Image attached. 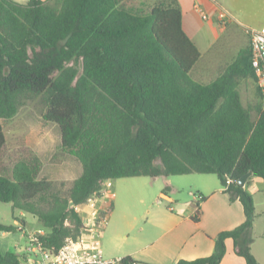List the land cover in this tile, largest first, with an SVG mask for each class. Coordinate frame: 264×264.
<instances>
[{"label": "trees", "instance_id": "1", "mask_svg": "<svg viewBox=\"0 0 264 264\" xmlns=\"http://www.w3.org/2000/svg\"><path fill=\"white\" fill-rule=\"evenodd\" d=\"M200 59L178 0H0V202L37 217L41 241L59 251L81 236L79 207L103 198L108 181L217 175L246 221L221 232L211 256L177 264H221L228 239L247 264H260L250 232L259 215L238 183L250 171L264 180L262 95L245 107L239 92L241 80L255 79L251 46L210 83L193 77ZM35 98L60 129V153L81 164L68 190L41 178L33 151L3 168V123ZM15 231L0 224V233ZM21 259L0 251V264Z\"/></svg>", "mask_w": 264, "mask_h": 264}, {"label": "crops", "instance_id": "2", "mask_svg": "<svg viewBox=\"0 0 264 264\" xmlns=\"http://www.w3.org/2000/svg\"><path fill=\"white\" fill-rule=\"evenodd\" d=\"M178 1L183 12L184 30L201 52V59L195 69L201 66V78H209V81L195 78L202 83L216 80L230 64L237 60L240 53L249 47V29L264 27V0H228L230 9L227 10L232 13L235 20L227 25H223L217 17L220 7L226 9L219 0ZM195 4L204 8L209 15L208 20L202 19L195 9ZM244 80L246 79L241 80L239 85L241 100L245 107H253L260 101V98L252 97L250 93L247 98L249 102L246 101L240 88ZM253 82L258 91L255 79ZM138 178L125 179L130 181V186H133L135 182L139 181ZM152 179L154 181L163 179L156 199H148V193L136 185L138 191L133 188L126 189V184H123L120 186L124 188V192L121 191V198L116 197L114 193V202H110L104 196L98 199L93 206L87 204L79 207L84 222L87 220L81 209L86 210L85 214H89L93 208L106 212V225L101 234V247L110 219L107 215L108 209H113V214L119 203L122 208L124 227H129L131 230L134 229L133 223L142 218L146 220L145 228H142L140 235L132 238L130 235L122 237V242L117 244L116 252L105 254L102 248L106 258L129 257L137 264H177L180 260L205 258L214 253L216 239L221 232L234 230L246 221L242 203L239 199H231L220 180H218L219 182L213 180L212 184L200 189L201 195L205 199L198 208L194 199L186 201L181 198V195L178 196L179 188L173 180L174 177L161 176ZM114 181L110 182L111 185L107 189L115 187ZM165 189L168 190L165 191ZM247 190L253 197L259 191L264 192V180L250 179L247 183ZM110 199L112 200V198ZM124 201H128L129 205H123ZM136 204L146 206L145 215H131L132 206ZM17 212L25 222L23 233L26 237L38 230H43L39 223L38 229L31 231L30 223L26 219L28 213ZM256 213L259 216L255 218L250 231L253 238L252 253L260 264H264V259L255 249V245L264 239V230L256 231L259 219L264 218V212L260 213L256 209ZM130 215L133 218L132 221L128 220ZM130 240L131 242H129ZM226 245L227 253L221 264H247L245 259L236 253L232 239H228Z\"/></svg>", "mask_w": 264, "mask_h": 264}, {"label": "rangeland", "instance_id": "3", "mask_svg": "<svg viewBox=\"0 0 264 264\" xmlns=\"http://www.w3.org/2000/svg\"><path fill=\"white\" fill-rule=\"evenodd\" d=\"M15 1L19 3H27L29 0ZM219 1L226 7V9H230L228 0ZM201 70L202 67L198 66L193 71V77L196 79H204L207 81L209 78H201ZM240 88L244 94V97L246 98V101L248 100L247 98H249L250 93L252 94V97H259L253 79H246L242 81ZM45 112L46 107L41 99L35 98L33 100L26 101L25 104L20 108L19 113L14 119L3 123L7 137V145L5 147L2 159L3 168L10 169L23 155H26V153L29 151H33L40 155L41 159L43 160V170L41 172V178L50 179L54 181L57 186L68 190L71 187L72 182L80 176L82 167L74 157L69 155H62L60 153V129L56 124L46 122L44 120L43 115ZM138 180L139 181L135 182L134 184L142 191L148 193V199H156V195L159 191V186L162 182L161 180L163 179L154 181V179L150 177H139ZM173 180L179 188L177 193L178 196L181 195V198L183 200L193 201L191 193L195 195L202 194L200 192L201 188L212 184L213 180L217 182L220 179L217 175L212 174H192L184 176H174ZM114 184L115 187L106 189L105 198L110 202L115 201V199H113L114 193L116 194V197L121 198V191L124 192V188L120 185L126 184V189L133 188L134 190L138 191L135 185L130 186V181L128 179L115 180ZM110 198H112V200ZM253 199L257 211L260 213L264 212V192H257ZM124 202L125 203H123V205H129L128 201ZM132 207V216H141L143 214L145 215L146 206H144L143 204H136ZM121 209L122 208L119 203L116 211L113 212V214V209H108L107 215L110 219L107 225L106 235L104 236V239H102V248L105 254L116 252L118 249L117 244L122 242V237H124L125 235H130L131 238L134 236H139L142 232V228H145L146 220L143 218L138 222L133 223L134 229L132 230L129 227H124V223L122 222ZM81 211L87 222H89L93 217V209L89 212V214H85V209H81ZM15 215L17 218L22 219L17 211L14 212L12 204L0 202V224L16 227V231L13 233H0V251L3 253L10 251L14 252L16 250L15 248L25 247L28 242V239L24 235V233L18 229L23 225L21 224V222L15 220ZM131 215L128 216V220L130 221L133 220ZM26 219L30 223L29 227L31 231H35L38 229V224L40 223V221L37 217L31 214H27ZM104 219L106 220V217ZM263 230L264 218L262 217V219H259L256 231L258 232ZM99 242L101 245V238H99ZM129 242H131V240ZM255 249L257 250V253H259V255L264 259V239L260 240L255 245Z\"/></svg>", "mask_w": 264, "mask_h": 264}, {"label": "built area", "instance_id": "4", "mask_svg": "<svg viewBox=\"0 0 264 264\" xmlns=\"http://www.w3.org/2000/svg\"><path fill=\"white\" fill-rule=\"evenodd\" d=\"M195 9L203 20L209 19L208 13L202 6L195 4ZM217 17L223 25L235 20L232 13L223 7L219 8ZM248 33L252 51L254 78L262 95V114L264 115V27L251 28ZM110 182H106V189L111 185ZM224 188L227 191L229 186ZM191 196L199 208L205 199L204 196L193 193H191ZM97 200V198L91 199L89 205L93 206ZM92 215L91 220L85 222V228L81 236L77 240L68 239L59 251L45 247L41 241V237L45 235V232L38 230L28 235L26 246L15 248V252L21 256L24 264H123V258L109 259L105 257L99 238H101L106 221L101 218V212L95 208H93ZM19 230L24 232L25 229L20 226Z\"/></svg>", "mask_w": 264, "mask_h": 264}, {"label": "water", "instance_id": "5", "mask_svg": "<svg viewBox=\"0 0 264 264\" xmlns=\"http://www.w3.org/2000/svg\"><path fill=\"white\" fill-rule=\"evenodd\" d=\"M252 176H253V171H250V172H248L247 174H245L244 176H242V177L239 179V181H238L239 185L242 186V187H246L248 181L250 180V178H251ZM73 206H74V203L72 202V203H71V207H73Z\"/></svg>", "mask_w": 264, "mask_h": 264}]
</instances>
